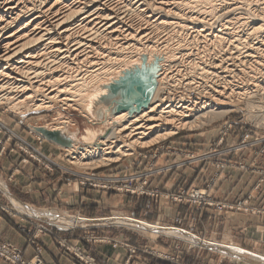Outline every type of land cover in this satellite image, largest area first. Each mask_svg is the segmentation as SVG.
<instances>
[{
  "label": "bare ground",
  "instance_id": "obj_1",
  "mask_svg": "<svg viewBox=\"0 0 264 264\" xmlns=\"http://www.w3.org/2000/svg\"><path fill=\"white\" fill-rule=\"evenodd\" d=\"M243 1L233 0L227 4L223 2L220 10L224 13L221 14L246 10ZM181 2L0 0V99L16 102L13 106L24 103L28 104V107L32 106L34 110H39L49 104L36 100L34 95L46 92L53 97H61V101L66 104L82 106L92 115L94 107L104 101L107 92L117 91L122 83L109 85L111 80L108 83L98 81L114 71L126 58L124 55L139 47V44L159 41L166 42L164 45H167L168 40L172 39L169 32L177 27L175 22L171 21L175 16L183 19V23H178L182 24L183 28L188 27L187 21H193L192 28L197 33L189 44L193 47L197 45V49L195 48L196 52L192 49L188 56L194 59L190 62L188 60L186 65L180 62L182 64L178 65L177 69L172 68L161 73V66L155 59L134 63L133 67L137 69H133V75H130L129 80L121 87L122 91H118L121 92L119 97L123 99L118 100L110 94V103L107 106L117 107L113 113V125L98 140L97 144L101 146H96L95 150L89 152L87 150L86 153L72 152V158L76 159L74 162L92 167L107 165L121 156L130 154L137 146H148L175 135L179 128L200 122L203 118L207 120L210 115H223L232 109L233 105L228 101L232 99L234 92L236 95H245L250 94V89L255 92L264 90L263 15L260 14L259 19L256 17L255 22H246L241 18L235 19V22L224 21L218 28H208L206 23L211 26L213 24L199 13L193 12L188 17L185 13L183 17L182 11L185 8ZM257 11L264 14V6L257 8ZM137 16H140V22L137 21L139 24L135 25L133 18ZM185 18L187 21H184ZM162 30L168 32L167 38H157ZM182 42H178L175 48L180 56L187 55L184 53L188 50ZM175 53L172 54L173 57ZM174 83L194 89V95L176 96L173 94L177 86ZM87 87L91 90L90 93H87ZM160 87L169 94L172 92L173 96L162 95V99L156 102ZM122 111L127 112L120 113ZM115 114L118 115L114 117ZM112 127L116 128L118 139L123 142L109 139L108 133ZM84 160L86 162L83 163ZM22 210L34 214V211L25 207ZM51 217L53 216H47L49 219ZM56 221H68V224H72L82 222V218L60 215ZM116 222L152 228L198 242L189 232L172 227L149 225L125 218L117 219ZM229 247L239 249L234 245ZM225 250L236 252L230 248ZM249 257L254 262L264 264L263 259Z\"/></svg>",
  "mask_w": 264,
  "mask_h": 264
},
{
  "label": "crops",
  "instance_id": "obj_2",
  "mask_svg": "<svg viewBox=\"0 0 264 264\" xmlns=\"http://www.w3.org/2000/svg\"><path fill=\"white\" fill-rule=\"evenodd\" d=\"M7 122L10 126L20 130L17 128V121L9 120ZM23 135L35 142L46 154L61 158V146L47 140L39 144L29 132ZM2 137L3 135L0 133V142ZM196 142L193 138L182 136L170 140L173 147L181 149L187 144L193 143L192 147L198 149ZM228 158L239 160L238 162L244 160L242 163H246L248 166L244 169L236 163V165H230L220 171L212 192L217 200L230 206L222 210L211 208L201 211L186 202H175L167 196L169 193L177 191L186 181L204 187L218 172L217 168L202 163L182 166L178 163L185 160V156L175 152H164L155 162L156 173L149 179V188L150 190H159V196H137L104 191L90 186L84 187L77 179L78 176L70 173H64L63 176L59 171L47 173L33 163L21 165L19 171L13 172L14 163L20 162L21 159L19 153L1 158L0 181L8 190L11 198L35 207L58 209L63 207L74 210L75 213H80L81 216L87 218L124 216L108 219L112 222H116L117 219L134 218L151 224L185 230L204 239L234 241L253 253L264 255V181L261 182L262 174L258 171V169L264 168V155L259 161L257 160L258 164L255 166L252 165L254 157L248 152L241 157L230 155ZM140 161L138 157H134L133 160L127 158L107 171L122 175L134 173L139 169ZM62 177H65V180H62ZM239 201H244V209L236 207ZM0 202H7V198L2 193H0ZM249 208L250 210H248ZM177 219L181 220L180 223ZM118 224H108L107 222L96 226L90 224L61 233L70 237L73 243L87 249L99 264H177L162 258V254L179 256L180 264H247L241 261L222 260L214 252L216 250L193 245L181 239L182 236L151 232L148 235V233L142 232L140 227L131 223ZM89 233L120 239L139 250L136 254L130 255L125 248L114 245V243L87 241L85 235ZM0 239L15 244L24 251L27 257L34 254L33 247L28 243L27 235L18 228L17 220L1 211ZM41 240L44 245L43 256L47 264H78L62 254L53 236L44 235ZM245 254L248 255V253ZM241 260H245V258ZM0 264H4L1 259Z\"/></svg>",
  "mask_w": 264,
  "mask_h": 264
},
{
  "label": "rangeland",
  "instance_id": "obj_3",
  "mask_svg": "<svg viewBox=\"0 0 264 264\" xmlns=\"http://www.w3.org/2000/svg\"><path fill=\"white\" fill-rule=\"evenodd\" d=\"M180 1H182L181 3H182V5H184L183 7L185 8L182 11L183 17H184L185 13L187 14V17H188V15H191V13H193V12L199 13L200 15L205 17V19L209 20L210 23L213 24L211 26V25H208V23H206V27L208 26V28H210V27L218 28L219 24L223 23L224 21L225 22L226 21L227 22L228 21L229 22H235V19L237 20V19L242 18V20L245 19L246 22L247 21L251 22L254 20L257 21V19H259L261 17V15H263V17H264V14L257 11V8L264 6L262 4V3H264V0H253L254 2H252V0H250V2H248L249 0H245V1L241 0L244 2V4H245L244 8L246 10L240 9L241 11L239 10L238 12H232V13L228 12V14H224V15L221 14L222 12L224 13V11L220 10V6L222 5L223 2H225L223 4H227V3L232 2L233 0H226V1L225 0L224 1L223 0H213V1L211 0L213 3L210 2V0H198V1L197 0H184V1L180 0ZM194 1H195V3H194ZM247 2H248V5H250V4L251 5L250 6L246 5ZM257 2H258V4H257ZM185 3H186V5H185ZM255 3L257 4L256 7L254 6ZM246 7H248V8H246ZM188 8H189V10H188ZM138 17H140V16L135 17L136 19L133 18V20H134L133 22L135 25L139 24V23H137V21L140 22ZM178 17H179V19L177 20L176 18H178ZM256 17H257V19H256ZM186 18L184 19V21H187ZM171 21L175 22L174 25H177V27L172 28L171 32H169L172 39L168 40L167 45H164V44H166V42L160 43L159 41L158 42H143L142 44H139L138 45L139 47L131 50L132 53L128 52L124 55V56H126V58L117 65L118 67L114 68V71H112L109 75L105 76L104 78H101L102 80L100 79L98 81L99 83L100 82H107L108 83V81L111 80L109 82L111 84H109V85H112V84L114 85L116 83L118 84L120 82H122V83H120V85L118 86L117 91H113L115 93H113L111 91L107 92V94L104 96V98H105L104 101L101 104H99L98 106L94 107L92 115L89 113V111H87L82 106L77 107V106L71 105L70 103H68V104L64 103L63 101H61L62 100L61 97H53L46 92H38V93H35V95H34L36 100L46 101L47 104H49L48 107L41 108L39 110H34V108L32 106L28 107L27 106L28 104L25 105L24 103H22L19 106H13L16 102H10L9 100H6V99H0V119L3 120L5 122V124H8L7 121H9V120L10 121L13 120L14 122L17 121L18 122L17 128H20V130H18L16 128H14V129L19 131L22 135L27 134V132H28L27 127L30 125H36L39 127L40 126L46 127L47 129H50V130H60L62 136L68 138L72 145L70 147H64L65 149H63V147H62V149H61L62 151H61V158H59V163L62 166V168H64V169L59 170V172H61L62 175L64 173H67V174L70 173V174H73L74 176H76L75 174H77L80 176V177L79 176L77 177L79 182L84 181L83 178L85 179L86 177H88L91 174H103V175L116 174V175H119L120 173L108 172L107 169L109 170V168L117 166L118 164L122 163L127 158H130L131 160H133L134 157L140 158L139 157L140 152H144V151H147L149 149H156L157 143L168 142L170 140L172 141L175 138L180 137V136H182L184 138L185 137L186 138H193L194 142L197 141L195 144L198 145L197 148H199V151H200L199 153L203 154V153H206L209 151L210 152L217 151V152H220V154L218 155V156H220L221 155L220 148L218 147L216 149V148L212 147V140H214L218 136L220 128H222L225 125V123L228 122L229 120L236 122V129L238 131H239V128H242V126H249L253 130H255V132H258L260 134H264V90H262L261 92H257V91L255 92L254 89H253L254 91L250 89V94L248 93L245 95H236L235 94L236 92L232 93L234 97L232 96V99L228 101L233 105L232 109H230L228 112L224 113L223 115L218 116V117H216V115H215V117H214V115H210L209 118H207V120H205L206 118H203L202 121L205 120L204 122H202V121L193 122L192 124H190V126H186L184 128L183 127L179 128L175 135L166 137V138H164V139H162L156 143H153L151 145H148V146H146V145L145 146H137V147H135L134 151L131 152L130 154L125 155L123 157L121 156V158H119L118 160L111 162L107 165L99 166V167H97V166L92 167V166H85V165L81 164L80 162H78V163L74 162V161H76V159L72 158V156L74 155L72 152L86 153L87 150H88L87 152H89V150H91V151L95 150L96 146H101V144H97V143H99L98 140L100 138H102L104 133L107 131V129L113 125V123H114L113 113L117 107L115 105H113L112 107L109 105L107 106V104L110 103V96H111L110 94H112V96L114 98H118V100H121V98L123 99V97H119V94H121V92L119 93L118 91L119 90L122 91L121 87L129 80L130 75H133V71L137 69V68L133 67L134 63H137V61H139V63L141 61H143V62L148 61L149 62L150 59H151V61H153L155 59V61L157 63H159L161 66V69L159 70V72L161 73L162 71L164 72V70L170 71V70H172V68L175 70L178 68L177 67L178 65L182 64L180 62H183V65H186L190 62V60L194 59L193 57L188 56V54L190 55V51L192 49H193L192 51H194V52H196V49H197L196 48L197 45L195 47H193L192 44H189L192 37L195 36L197 33L195 31V29L192 28L193 27V24H192L193 21H187L188 27H186V28L181 27L182 24L178 25V23H180V22L183 23L182 22L183 19L180 16H177V17L175 16V19H171ZM176 21H177V23H176ZM220 27H221V25H220ZM167 33L168 32L165 30L159 31L157 38H160V39L161 38L162 39L167 38ZM180 41H183L182 43L185 45L184 47L186 49H188L184 53L187 55L180 56L178 50H175V48H177V43ZM210 43H211V41H210ZM161 45H164V46H161ZM156 47H157V49H156ZM174 53L176 54L175 57L172 56V54H174ZM177 56H179L180 58L178 57V59L176 60ZM188 60H189V62H188ZM98 82H95V84ZM161 84L162 83H160V85ZM174 85L178 86V87L176 86L178 89L175 87V89H174L175 93H173L176 96L177 95H185V96H191L192 97L195 93L194 89L192 90L191 88H187L183 84L179 85V84L174 83ZM161 87H160V89H158L159 90L157 92L158 94H156V100H155L156 102L160 101L163 96H170V97L173 96V94H171L172 92H170V94H169L168 91L165 92L163 89L161 90ZM90 89H91V87H90ZM87 90H88V87H87ZM90 91L91 90H88L87 93H90ZM163 91H164V93H163ZM70 94H73V93L70 92ZM101 100H103V99H101ZM37 103H39V101H37ZM106 107L107 108L110 107V108L107 109ZM81 109H82V111H81ZM123 112H127V111H122L120 113H123ZM118 114H115L114 117L117 116ZM193 124H195V125H193ZM8 125L10 126V124H8ZM56 127H58V128H56ZM108 136H109L110 140H116V141L119 140L118 136L116 134V128L115 127H112V129H110ZM234 136H236V135L234 134ZM93 141H95V142L93 143ZM121 142H123V141H121V139H120L119 143H121ZM168 143H170V142H168ZM192 145H194V143L190 144V145L187 144L184 148H193ZM171 146L173 147V145H171ZM211 148H213V149L211 150ZM176 150H180V148L176 147ZM261 157L262 156H258V161L260 160ZM236 161L234 160V162H236L238 164L244 162V160H242L240 162H238L239 160H236ZM84 162H86V160H84L83 163ZM74 172H75V174H74ZM62 180H65V177H62ZM18 205H20V204H18ZM44 209H46V208H41L40 210L36 209L34 211V215L38 216L39 218H43L44 220H46V222L51 223L53 221L54 224H58L57 226H59V228L75 227V229H76V228H80L81 226L86 225V223L82 217H80V218H82L83 221L76 223V224L75 223L68 224V221H64L63 223H57L56 219H57V217H60V215L61 216L64 215V216H70V217H74V216L78 217L77 215H80V213H75L74 210H68V209H65L63 207H61L59 210H51V207L47 208L46 211ZM54 209H56V208H54ZM245 210H247V209H245ZM248 210H250V208ZM55 211H58L59 214L58 213H53V215L49 214V213L55 212ZM65 213H68V215H66ZM72 215H74V216H72ZM47 216H53V217H51L49 219V218H47ZM114 217H124V216H112V217L106 218L104 221H107L108 224L116 223V222H112V221L108 220V219H113ZM53 218H54V220H53ZM101 221H103V220H101ZM139 222H143V221H139ZM145 223H147V222H145ZM45 224H47V223H45ZM89 224H91V223H89ZM116 224H118V223H116ZM147 224L158 225L161 227L166 226V225H161V224H151V223H147ZM118 225H120V224H118ZM167 227H170V226H167ZM140 228H141L142 232L148 233V235H149V232L155 233V234L163 233V232H159L158 230L157 231L153 230L152 228H149V229L143 228V227H140ZM172 228H174V227H172ZM175 229H178V228H175ZM179 230H181V229H179ZM183 231H185V230H183ZM189 233L191 234L192 238L198 239V240L196 239L198 241L197 244H195V242H193V240L191 238H185V237H180V238L192 243L193 245L200 246V247H208V248H212V249L216 250V251H214V250L213 251L216 252V254H218L219 258L222 260L229 261V259L223 258V256L228 255V256H231V258L233 257V259L236 258V259H234L235 261H229V262L241 261V262L247 263V264H261V263L254 262V260L252 258H250L249 256H254V257H256V259L260 258L261 260L263 259L262 261H264V257H260L257 255H252V254L251 255L243 254L242 253L243 250L241 247H239V249L242 252L241 251L238 252L237 250H239V249H234L233 247L232 248L229 247L230 244L229 245L228 244H219L217 242V241H219V242L231 243L234 241H222V240L216 241L213 239H204L203 237H199V236L196 237L191 232H189ZM163 234H165V233H163ZM94 235H96V234L94 233ZM234 243H236V242H234ZM236 244H238V243H236ZM226 248H230L231 250H236V252L235 251H232V252L226 251L225 250ZM233 254H237V255H233ZM254 254H256V253H254ZM259 255H262V254H259ZM262 256H264V255H262ZM238 258H241V259L245 258V260H241Z\"/></svg>",
  "mask_w": 264,
  "mask_h": 264
},
{
  "label": "built area",
  "instance_id": "obj_4",
  "mask_svg": "<svg viewBox=\"0 0 264 264\" xmlns=\"http://www.w3.org/2000/svg\"><path fill=\"white\" fill-rule=\"evenodd\" d=\"M37 127L39 126L30 125L27 127V129L29 134L35 138V141L39 144H42L47 139L42 133L36 130ZM0 133L3 135L0 142V160L3 156L10 157L15 153H19L21 155L20 162L14 163L13 172L19 171L21 165H26L29 163H33L34 165L45 170V172L47 173H54L56 171L64 169L59 163V158L43 152L35 142L27 139L19 131L14 129V127L5 124V122L1 119ZM234 134L236 136H234ZM168 142H159L157 143L156 149H149L147 151L140 152L139 157L141 161L140 165H138L139 169L134 173L123 175L121 173L119 175L91 174L85 179L83 178L84 181H81L80 184L84 187L90 186L110 192L128 193L137 196H159V190H150L149 188V179L153 174L156 173L155 162L164 152H175L185 156V160L178 163L182 166L202 163L207 164L210 167L217 168L218 172L204 187H199L194 184H190L189 181H186L185 183H183V185L180 186L177 191L169 193L167 196L175 202H186L190 206L196 207L201 211H206L211 208L222 210L230 206H228V204L225 202L217 200L214 197L212 190L215 187V180L219 176L220 171L225 170L230 165H236V162H234V160H230L228 156L232 155L235 157H241L246 152H248L253 155L254 158L252 161V165L255 166L258 163V156L264 155V134L255 132V130H253L249 126H242V128H239L238 131L236 129V122L230 120L226 122L222 128H220L218 136L214 140H212V147L216 149L218 147L220 148V156H218L220 152L217 151H209L201 154L199 153V148H180V150H176V147H172ZM63 149L65 148L63 147ZM212 149L213 148H211V150ZM239 165L241 168H247V165L245 163H240ZM258 171L262 174L261 182H263L264 168L258 169ZM75 175L79 176L77 174ZM0 193H2L7 198L6 203L0 202V211L17 220L18 228L21 232H24L27 235L28 243L34 249V254L31 257H27L24 251L18 246L9 241L0 239V259L4 262V264H47L43 256L44 245L42 244L41 240L42 236L44 235L53 236L55 242L60 247L62 254L73 259L78 264H99L96 258L87 249H84L83 246L77 243H73L70 237L65 236L61 233L70 231L75 227L59 228V226H57L58 224H54L53 222H46V220H44L43 218H39L33 213L23 211V207L31 211H35L36 209L40 210L41 208L22 202L18 199L11 198L8 190H6L1 181ZM236 207L238 209H244V201H239L236 204ZM51 210L59 209L51 208ZM51 213L59 214L58 211ZM65 214L68 215V213ZM77 216L84 219L86 225H84L83 227L90 225L89 223H91L92 226H96L106 224L107 222L104 221L107 217L87 218L81 215ZM131 219L139 221L134 218ZM177 221L180 223L181 220L177 219ZM113 224L117 225L116 223ZM85 239L87 241H105L114 243V245H120L125 248L130 255L136 254L139 250L137 247L125 241H121L120 239L97 236L94 235V233L86 234ZM217 242L219 244L235 245L237 247H241L242 250L248 254H254L253 252L243 248L242 246L234 242ZM257 255L260 257H264L259 254ZM161 257L177 264L181 263V258L177 255L162 254ZM223 258H227L229 259V261H233L234 259H236H233V257L231 258V256L228 255L223 256Z\"/></svg>",
  "mask_w": 264,
  "mask_h": 264
},
{
  "label": "water",
  "instance_id": "obj_5",
  "mask_svg": "<svg viewBox=\"0 0 264 264\" xmlns=\"http://www.w3.org/2000/svg\"><path fill=\"white\" fill-rule=\"evenodd\" d=\"M36 130L42 133L47 140H50L60 146L70 147L72 145L68 138L62 136L60 130H50L47 129L46 127H41V126L37 127Z\"/></svg>",
  "mask_w": 264,
  "mask_h": 264
}]
</instances>
